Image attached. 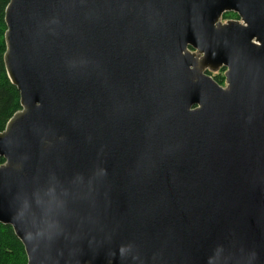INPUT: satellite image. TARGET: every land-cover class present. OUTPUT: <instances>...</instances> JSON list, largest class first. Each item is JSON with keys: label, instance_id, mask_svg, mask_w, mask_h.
<instances>
[{"label": "water", "instance_id": "water-1", "mask_svg": "<svg viewBox=\"0 0 264 264\" xmlns=\"http://www.w3.org/2000/svg\"><path fill=\"white\" fill-rule=\"evenodd\" d=\"M5 23L0 224L28 264H264V0H9Z\"/></svg>", "mask_w": 264, "mask_h": 264}, {"label": "trees", "instance_id": "trees-1", "mask_svg": "<svg viewBox=\"0 0 264 264\" xmlns=\"http://www.w3.org/2000/svg\"><path fill=\"white\" fill-rule=\"evenodd\" d=\"M9 0H0V133H2L13 115L21 110L20 94L17 88L11 83L5 63L6 52L5 33L7 30L5 23V10ZM224 20L238 19L234 13H226ZM225 69H221L216 75L207 72L221 86L225 85ZM5 163V159L0 157V166ZM0 264H28L25 248L17 238L14 230L10 226L0 224Z\"/></svg>", "mask_w": 264, "mask_h": 264}, {"label": "rangeland", "instance_id": "rangeland-1", "mask_svg": "<svg viewBox=\"0 0 264 264\" xmlns=\"http://www.w3.org/2000/svg\"><path fill=\"white\" fill-rule=\"evenodd\" d=\"M233 20H238V19H233ZM227 21H228V20H224V18L222 17V19H221V22H222V23L227 22ZM218 72H220V70L217 71V72H212V73H214V74L216 75ZM224 76H225V72H224ZM224 86H225V85H224Z\"/></svg>", "mask_w": 264, "mask_h": 264}]
</instances>
